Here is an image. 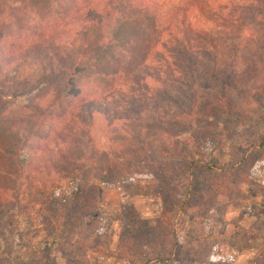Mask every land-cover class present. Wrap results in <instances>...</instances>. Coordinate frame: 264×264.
<instances>
[{
    "label": "trees",
    "instance_id": "16d2710c",
    "mask_svg": "<svg viewBox=\"0 0 264 264\" xmlns=\"http://www.w3.org/2000/svg\"><path fill=\"white\" fill-rule=\"evenodd\" d=\"M251 3L259 7L264 0H0V207H6L0 217V254L7 264H60L59 256L65 264H87L89 254L99 252L96 209H87L81 187L64 196L61 176H82L87 170L99 196L102 187L113 185L108 180L113 171L134 175L140 167L120 158L115 165L116 160L105 158L97 168L83 162L79 148L98 134L110 140L124 133L134 137L154 123L165 142L156 147L138 135L146 156L141 163L171 186L173 168L165 160L176 161L178 152H185L181 158L192 182L188 196L197 192L191 187L195 181L217 173L202 151L192 155L188 144L203 148L209 132H225L232 90L223 71L217 102L200 113L203 71L198 63L202 55L217 63L220 48L242 21L236 19L237 7L249 9ZM262 16L264 11H258L255 19ZM260 78L264 83V75ZM178 85L191 93L183 119L172 118L166 109L154 111L163 98L171 100ZM23 181L32 193L50 190L57 209L38 246L26 242L22 218L44 220L46 209L42 203L23 206L21 193H12L16 187L23 190ZM259 223L258 233L244 235L239 251L252 241L264 242V217ZM205 227L203 219L192 246L213 239ZM157 237L148 229L135 242L144 247Z\"/></svg>",
    "mask_w": 264,
    "mask_h": 264
},
{
    "label": "rangeland",
    "instance_id": "374dc122",
    "mask_svg": "<svg viewBox=\"0 0 264 264\" xmlns=\"http://www.w3.org/2000/svg\"><path fill=\"white\" fill-rule=\"evenodd\" d=\"M244 5L236 9V19L242 20L236 25L238 34L230 35L228 38L231 41L220 48L217 63L209 55H202L198 63L203 71L198 91L200 113L206 111L212 102H217L223 71L228 73L232 91L229 115L224 117L228 119V124H224L225 132H209L210 140L203 148L195 142L191 143L192 140L188 144L192 155L200 149L205 161L212 162L217 171L213 176L204 175L201 181H195L194 186L190 185L197 192L188 196V184L192 182L185 166L187 162L181 158L185 155L182 150L178 152L180 157L176 161L165 160L169 168H173L171 186L156 176V169H146L142 165L146 156L140 142H136L138 135L141 134V141L156 147H162L165 142L160 130L152 126L154 123H147L145 131L136 130L134 137L124 133L110 140L98 134L93 140H85L79 148L77 157H83V162L95 164L96 168L105 158L110 162L116 160L112 165L117 164L120 158L140 167L139 174L130 175L125 171L109 174L108 180L113 185L102 187L100 200L97 196L99 186L92 173L86 170L82 176L77 173L61 176L60 186L64 196L81 187L85 191L81 198L87 209L93 205L96 209L95 227L100 228L101 234L96 235L94 243L100 246V250L89 254L87 264L264 262L263 241H252L250 247L240 251L236 248L244 241V235L258 233L256 228H260L259 221L264 217V83L260 78L264 75V17L255 19L258 11H264V5L257 7V4L251 3L249 9H245ZM231 42L235 44L232 48L229 47ZM209 86L212 88H207ZM187 90L183 85L176 86L171 100L163 98L154 111L166 109L171 111L172 118L183 119V110L188 105L186 97L191 96ZM23 182V190L16 187L12 192L21 193L22 205L42 203L46 209L44 220L37 216L30 220L22 218L21 229L27 230L26 242L38 246L46 239L47 229L50 230V222L57 216V209L50 190L34 188L32 193L27 186L29 184ZM45 199L47 203H44ZM5 210L6 207H0V217ZM203 219L206 220V232L213 235V239H200L194 247L192 239L199 235L197 229ZM148 229H154L155 236L159 235V238L152 242L148 240L144 247L137 245L135 237H145ZM174 237H177L178 243ZM159 258H169V261L159 263ZM57 260L65 264L62 256ZM0 264H7L1 254Z\"/></svg>",
    "mask_w": 264,
    "mask_h": 264
}]
</instances>
